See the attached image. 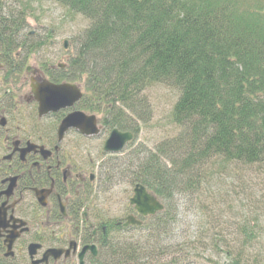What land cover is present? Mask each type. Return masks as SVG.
<instances>
[{
    "label": "trees",
    "instance_id": "trees-1",
    "mask_svg": "<svg viewBox=\"0 0 264 264\" xmlns=\"http://www.w3.org/2000/svg\"><path fill=\"white\" fill-rule=\"evenodd\" d=\"M40 1L0 0V82L19 78L42 47L24 36ZM53 1L89 26L67 68L50 72L52 80L82 84L77 109L100 116L103 129L138 137L154 118L148 90L160 84L179 91L170 116L176 134L137 160L133 183L171 203L176 189L191 188L197 199L230 168L264 165V0ZM205 205L196 208L204 215L195 237L174 242L170 204L148 221L140 242L121 243L114 264H264L261 227L245 220L220 230ZM218 255L227 261L211 257Z\"/></svg>",
    "mask_w": 264,
    "mask_h": 264
},
{
    "label": "flooded vegetation",
    "instance_id": "flooded-vegetation-1",
    "mask_svg": "<svg viewBox=\"0 0 264 264\" xmlns=\"http://www.w3.org/2000/svg\"><path fill=\"white\" fill-rule=\"evenodd\" d=\"M42 72L34 73L38 80ZM17 81L13 75L6 80L9 89H0V264H114L121 243L136 232L143 236L158 215L143 217L131 205L140 183L130 176L128 215L111 216L116 182L103 159L131 143L119 154L83 143L108 132L99 118V135L69 129L59 139L60 125L74 109L41 116L31 83ZM129 216L143 225L126 227Z\"/></svg>",
    "mask_w": 264,
    "mask_h": 264
},
{
    "label": "rangeland",
    "instance_id": "rangeland-1",
    "mask_svg": "<svg viewBox=\"0 0 264 264\" xmlns=\"http://www.w3.org/2000/svg\"><path fill=\"white\" fill-rule=\"evenodd\" d=\"M36 6H39L37 11L33 10L28 17V25L24 36L27 34L30 43H39L42 44V47L29 55L23 67L22 75L17 78L19 79L17 82L30 83L31 76H36L25 72L28 66H31L36 72L38 70L45 71L44 77L52 79L50 70L57 75L59 64L68 63L75 54L80 36L89 26V21L83 16L70 12L53 0H41L40 4ZM65 42H68L67 49L63 45ZM43 44L46 45L43 47ZM19 53H22L21 49L17 52V54ZM1 69L0 65V79L3 77ZM3 83V86L8 89V83ZM148 95L154 111V118L151 123L142 127L141 134L138 137L135 136L134 141L128 145L122 154L103 159L113 181L116 182L111 196L113 209L111 210V216L114 220L125 218L129 212V199L133 196L134 189L127 182L129 181L127 180L128 177H130L129 171L131 172L132 168H135L138 159L141 162L150 153H155V148L163 140L169 135L176 134L170 126V116L180 96L179 91L159 84L150 88ZM98 117L100 119V116ZM55 123L57 122L55 121ZM110 133L111 131H102L97 138L82 142L92 143L99 149V152L103 153L104 144L110 137ZM189 191H191V188L187 192L185 187L180 191L176 189L173 202L162 201L166 207L170 204L173 205L176 213V222L173 228L178 239L174 241L175 243L184 244L188 241V237L193 238L196 236L194 225L204 215L203 210L196 208H201L202 205L207 204V207L212 208L214 215L217 216L220 230H234L239 223L245 220L258 224L262 229L259 248L261 252H264V165L247 170L238 169L237 171L234 167L230 168L219 181H214L208 187L206 194H198L199 198L197 199H194V195ZM207 211L209 212V210ZM209 216L210 213L207 218L211 221ZM173 228L171 227L172 230ZM145 234L147 233H143V235ZM130 237L134 241L140 242L141 235L138 232ZM228 238L230 239V235ZM211 257L217 262H220V259L227 261L223 255L220 258ZM197 262L203 264L202 259L197 260Z\"/></svg>",
    "mask_w": 264,
    "mask_h": 264
},
{
    "label": "water",
    "instance_id": "water-1",
    "mask_svg": "<svg viewBox=\"0 0 264 264\" xmlns=\"http://www.w3.org/2000/svg\"><path fill=\"white\" fill-rule=\"evenodd\" d=\"M68 48V42L63 44ZM60 68H65L64 65L59 64ZM33 72L32 68H27V73ZM31 89L34 93L36 101L39 103L40 115H47L50 113H60L68 109H74L62 121L58 134L61 139L69 129L79 130L87 137L97 136L100 133L98 119L94 114H88L75 110L77 104L83 98L81 86L70 83L54 84L48 79L41 78L40 80L31 78ZM134 139V134L131 132H122L114 129L108 140L104 145L106 153L119 154L126 146ZM131 205L143 217L155 216L157 213L164 211V205L147 191L143 185L138 184L134 191V197L131 199ZM126 227L134 225L141 227L142 222L129 216L126 219Z\"/></svg>",
    "mask_w": 264,
    "mask_h": 264
}]
</instances>
